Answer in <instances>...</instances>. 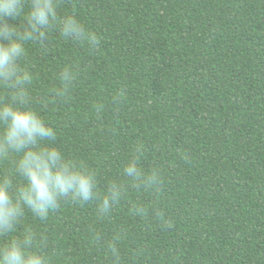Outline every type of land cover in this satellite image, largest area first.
Wrapping results in <instances>:
<instances>
[{
	"label": "trees",
	"instance_id": "16d2710c",
	"mask_svg": "<svg viewBox=\"0 0 264 264\" xmlns=\"http://www.w3.org/2000/svg\"><path fill=\"white\" fill-rule=\"evenodd\" d=\"M58 13H75L103 45L91 51L57 30L47 50L25 46L41 99L79 66L67 101L33 105L54 146L95 169L101 193L128 182L138 147L141 167L160 169L165 184L129 189L103 219L96 201L46 222L29 213L16 234L45 235L56 264H264V0H63Z\"/></svg>",
	"mask_w": 264,
	"mask_h": 264
},
{
	"label": "clouds",
	"instance_id": "9594fccd",
	"mask_svg": "<svg viewBox=\"0 0 264 264\" xmlns=\"http://www.w3.org/2000/svg\"><path fill=\"white\" fill-rule=\"evenodd\" d=\"M63 0H0V264H56L47 254V237L25 227L17 235L30 213L46 222L50 213L59 212L68 204H86L96 201L97 214L110 216L125 193L135 191H162L165 177L160 169L146 171L141 167L143 149L138 147L129 157L124 176L128 182L117 179L106 185L101 193L95 169L66 157L56 146V130L33 106H59L67 101L74 88L79 66L66 65L58 76V84L46 99L33 94L35 79L27 62L26 45H37L47 50L50 33L98 51L103 45L100 34L89 30L73 13L59 15ZM23 17V22H21ZM124 91L115 98L119 102ZM100 113L102 106H95ZM135 215L143 216L148 209L143 205L133 208ZM158 216L161 212L156 213ZM165 228L174 227L171 219ZM97 247L104 244L102 232L93 229ZM107 247L119 256L117 242Z\"/></svg>",
	"mask_w": 264,
	"mask_h": 264
}]
</instances>
